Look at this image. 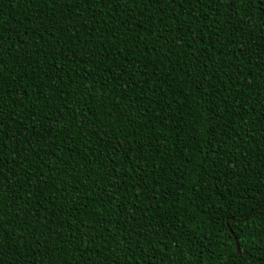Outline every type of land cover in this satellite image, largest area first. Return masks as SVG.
<instances>
[{"label": "trees", "instance_id": "1", "mask_svg": "<svg viewBox=\"0 0 264 264\" xmlns=\"http://www.w3.org/2000/svg\"><path fill=\"white\" fill-rule=\"evenodd\" d=\"M0 229V264H264V0H0Z\"/></svg>", "mask_w": 264, "mask_h": 264}, {"label": "water", "instance_id": "2", "mask_svg": "<svg viewBox=\"0 0 264 264\" xmlns=\"http://www.w3.org/2000/svg\"><path fill=\"white\" fill-rule=\"evenodd\" d=\"M226 226H227V225H226ZM227 228H228V226H227ZM229 231H230V230H229ZM230 233H231V235H232V239H233V241H234L235 251H236V253H239L240 251H239V247H238V244H237V240H236L234 234H233L231 231H230Z\"/></svg>", "mask_w": 264, "mask_h": 264}, {"label": "snow or ice", "instance_id": "3", "mask_svg": "<svg viewBox=\"0 0 264 264\" xmlns=\"http://www.w3.org/2000/svg\"><path fill=\"white\" fill-rule=\"evenodd\" d=\"M0 231H2V229H0Z\"/></svg>", "mask_w": 264, "mask_h": 264}]
</instances>
